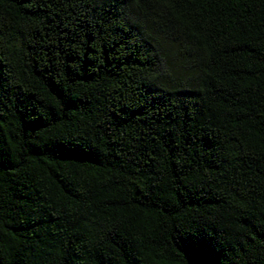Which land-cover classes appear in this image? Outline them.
<instances>
[{
	"label": "trees",
	"instance_id": "obj_1",
	"mask_svg": "<svg viewBox=\"0 0 264 264\" xmlns=\"http://www.w3.org/2000/svg\"><path fill=\"white\" fill-rule=\"evenodd\" d=\"M0 264H264V0H0Z\"/></svg>",
	"mask_w": 264,
	"mask_h": 264
}]
</instances>
